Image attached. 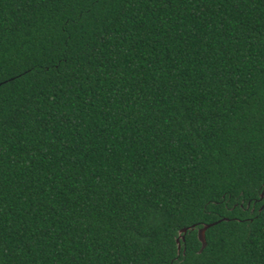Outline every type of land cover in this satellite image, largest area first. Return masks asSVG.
<instances>
[{
  "label": "trees",
  "instance_id": "16d2710c",
  "mask_svg": "<svg viewBox=\"0 0 264 264\" xmlns=\"http://www.w3.org/2000/svg\"><path fill=\"white\" fill-rule=\"evenodd\" d=\"M0 264H264V0H0Z\"/></svg>",
  "mask_w": 264,
  "mask_h": 264
},
{
  "label": "water",
  "instance_id": "95a60500",
  "mask_svg": "<svg viewBox=\"0 0 264 264\" xmlns=\"http://www.w3.org/2000/svg\"><path fill=\"white\" fill-rule=\"evenodd\" d=\"M214 222L212 223H209V224H204L202 225V227L198 228L197 229V239L200 241V248L199 250H201L203 248V246L205 245V241H204V230L210 226L211 224H213ZM186 230L185 227L181 228V231L184 232Z\"/></svg>",
  "mask_w": 264,
  "mask_h": 264
}]
</instances>
